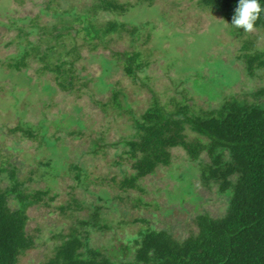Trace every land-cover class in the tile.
Instances as JSON below:
<instances>
[{
	"label": "trees",
	"instance_id": "trees-1",
	"mask_svg": "<svg viewBox=\"0 0 264 264\" xmlns=\"http://www.w3.org/2000/svg\"><path fill=\"white\" fill-rule=\"evenodd\" d=\"M237 3L238 0H197L202 10L219 13L226 22L228 35L241 40L249 33L230 25ZM260 3L264 9V0ZM135 8L136 5L122 4L118 0H93L87 12L53 8L55 20L45 24L40 15L13 18L10 19L12 24L0 21L8 30H18L16 42L10 43H16L17 53L5 60L0 59V75L2 79L12 80L11 107L21 115L15 127L7 128L6 132L0 128V134H19L21 138L37 142L39 150L46 144L53 146L51 137L47 136L49 126L45 121L35 125L23 120L27 112L24 109L28 107L26 101L42 93L49 96L57 89L68 95L83 92L88 96L93 92L89 89V83H92L100 91L109 93L104 99L92 100L96 107L106 115L114 109L119 115L132 118L134 132L130 137L109 143L99 137L91 141L88 152H83L96 157L106 155V148L114 150V164L124 166L121 168L122 179H113L120 190L140 189L141 180L156 174L158 169L171 166L173 150L181 149L189 159L187 174L189 169L192 170L203 187L215 189L224 196L226 212L220 217L198 215L194 220L195 229H191L185 238L175 237L168 230L140 227L124 238H111L110 246L103 251L90 245L93 233L113 228L104 217L102 207L87 205L70 194L69 201L56 207L62 216L71 220L70 226L67 233L55 235L58 241L52 255L43 264H264V87L252 92L247 99H239L235 95L222 96V80L196 78L193 81L194 97L189 100L192 103L186 96L178 99L174 95L164 103L149 86L153 95L148 99V107L135 113L130 96L109 83L107 78L122 67L131 82L138 85L139 73L145 72L152 63L146 50L134 48L133 51L120 52L112 49L111 44H117L124 33H128L133 44L145 34L150 39L148 23L133 25L131 20L121 19ZM49 9L48 4L46 11ZM77 22L80 26L76 25ZM254 30L264 33V11L255 22ZM86 45L90 47L92 59L98 60L102 68V75L95 80L89 79L90 74L81 77L77 68L85 59L82 49ZM251 46L255 45L249 41L242 43L245 53L241 58L246 77L253 79L264 72V49ZM99 49L111 51L110 58L103 53H92ZM171 54L167 52L168 57ZM177 63L178 58L173 65ZM31 69L33 75L28 73ZM220 73L228 85L238 81L237 74L232 79L225 70ZM47 75L51 80L45 81ZM140 86L147 88L145 82ZM179 94L183 95V92ZM195 96L217 99L219 103L197 109L195 106L199 105ZM72 120L83 126L81 119ZM71 134L83 136L80 130ZM65 151L63 147L45 162L36 157L35 160L40 161L29 171V177L41 171L42 177L48 176L57 183L62 174L74 172L77 187L89 191L93 183L91 174L84 164L65 162ZM11 159L0 148V264H19L20 258L35 248L27 230L28 211L34 206L50 208L58 196L51 187L36 189L28 186L27 181L20 178V168ZM189 177V174H178L179 180L186 182V189L179 190L181 194L192 189L193 182ZM99 195L107 202L123 199L119 195L113 197L106 187H101ZM112 204L115 210H120L115 202ZM118 227H122L121 222Z\"/></svg>",
	"mask_w": 264,
	"mask_h": 264
},
{
	"label": "rangeland",
	"instance_id": "rangeland-1",
	"mask_svg": "<svg viewBox=\"0 0 264 264\" xmlns=\"http://www.w3.org/2000/svg\"><path fill=\"white\" fill-rule=\"evenodd\" d=\"M118 1L122 4L136 5L135 9L121 17L122 20H131L133 25L148 23L151 29L150 39L145 34L141 40L133 44L128 33H124L117 44H111L115 51H133L137 48L146 50L150 55L152 63L145 72L139 73L142 81L139 80L138 85L131 82L122 67H118L107 77L109 83L123 89L130 96L134 112L140 113L148 107L150 103L148 99L153 95L149 92V86L155 89L164 103L173 95L178 99L186 96L188 102L192 103L189 100L194 97L193 81L196 78L203 81L215 78L222 80V96L235 95L239 99H247L252 92L264 87V72H260L253 79L246 77L241 58L245 53L242 50L243 42H252L255 45L251 46L253 49H264L263 32L253 30L241 40L234 38L228 35L226 22L221 15L202 10L197 0ZM48 4L51 9L46 11ZM92 4L93 0H0V21L12 24L10 19L13 18L40 15L41 22L45 24L55 20L52 17L53 8L59 11L73 8L80 13L87 12ZM110 17L113 18V15ZM76 25L80 26L79 22ZM17 32L18 30H8L7 26L0 24V59L5 60L17 53L16 43L10 44L11 41H15ZM78 42L82 44L81 40ZM89 48L87 45L83 47L85 59L78 63L77 68L80 69L81 77L90 74L89 79L95 80L102 75V68L98 60L92 59ZM171 48L172 50H169ZM168 51L172 53L169 55L170 58L167 56ZM92 53H103L108 58L111 55V51L102 49ZM171 57L178 58L177 65H173L176 58ZM83 67H86V70H82ZM220 70H225L232 79H235L237 74L238 81L228 85L224 78L221 79ZM28 73L33 75V69ZM1 77L0 75V128L1 130L4 128L6 132L7 128L17 125L21 115L11 107L13 102L11 94L14 91L12 80ZM46 80H51V76L47 75ZM144 82L147 88L140 86ZM89 89L93 91L90 94L95 96L94 99L90 94L86 96L83 92L79 95H68L57 89L49 96L42 93L41 96L36 95L26 101L28 107L24 109L27 112L23 120L35 125L45 121L49 126L47 136L51 137L53 146L46 144L47 146L43 145L39 150L37 142L21 138L19 134L18 136L0 134V148L10 155L11 160L20 168V178L25 179L27 185L32 188L51 187L52 192L58 195L50 208L34 206L28 211L30 219L27 230L35 242V248L23 255L19 264H43L50 258L52 249L58 241L55 235L67 233L71 223L69 218L62 216L56 209L71 199L70 194L87 205L95 204L102 207L104 217L113 228L93 233L90 236V245L103 251L110 246L111 238H124L134 234L140 227L150 226L157 230H168L175 237L185 238L191 229H195L194 220L198 215L210 214L212 217H220L226 212L225 197L218 194L215 189L203 187L190 169L188 174L189 180L193 182L192 189L181 194L179 190L186 189V182L179 180L178 174L188 175L186 170L189 167L188 156L181 149L173 150L171 166L158 169L156 174L141 180L140 189H131L128 192L120 190L119 184L113 179L117 178V181L122 179L121 168L124 166L114 164L116 159L114 150L106 148V155L96 157L83 152H88L91 141L99 137H103L108 143L130 137L134 132L132 118L130 115H119L114 109L106 115L92 100L104 99L109 93L100 91L99 87L92 83H89ZM180 92H183V95L179 94ZM195 97L199 105L195 106L197 109L200 106L207 108L219 103V100H210L206 96ZM72 119H81L83 126L73 123ZM78 130L83 132L82 137L71 134L72 131ZM15 147L19 150H15ZM63 147L66 148L65 162L84 164L91 174L90 178L94 184L92 183L89 191L85 187H77L74 172L62 174L57 183L51 181L48 176L42 177L41 171L29 177V171L35 168L40 160L45 162L48 158H53L54 153ZM36 157L40 160H35ZM101 187H106L113 197L119 195L123 198L112 201L121 207L120 210H115L112 202L100 198ZM119 222L122 223V227H118Z\"/></svg>",
	"mask_w": 264,
	"mask_h": 264
},
{
	"label": "clouds",
	"instance_id": "clouds-1",
	"mask_svg": "<svg viewBox=\"0 0 264 264\" xmlns=\"http://www.w3.org/2000/svg\"><path fill=\"white\" fill-rule=\"evenodd\" d=\"M262 11L264 9L261 7L260 0H238L230 25L250 33L254 30L255 22Z\"/></svg>",
	"mask_w": 264,
	"mask_h": 264
}]
</instances>
